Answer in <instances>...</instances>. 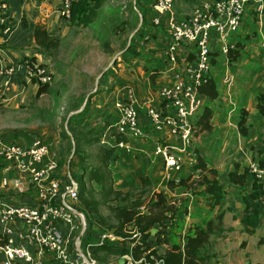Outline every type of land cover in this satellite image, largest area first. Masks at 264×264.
Masks as SVG:
<instances>
[{
    "label": "rangeland",
    "instance_id": "374dc122",
    "mask_svg": "<svg viewBox=\"0 0 264 264\" xmlns=\"http://www.w3.org/2000/svg\"><path fill=\"white\" fill-rule=\"evenodd\" d=\"M150 2L151 0H99L97 3L94 1L86 17L69 18L65 36L57 39L55 45L48 48L39 46L35 48V52L43 55V67L50 71L52 80L45 92L36 94L32 100L28 98L20 103L10 101L6 104L0 102V139L26 145L34 140L44 141L48 147L52 148V156H57L62 168H69L76 177L83 171V167L99 163V155L96 152L102 145H108L109 136L115 131L113 125L116 116L111 109L115 92L123 84H131L140 92L144 91L146 85L139 77L136 68L147 67L152 60H155L150 57V50L147 47H150L154 41V35H160V37L165 35L162 27H151L152 9L145 6ZM201 2L202 0H196L195 4H192L184 0H175L174 10L177 15L183 17ZM143 8L144 22L140 11ZM151 30H155L153 36L144 38ZM231 40H234V37H230ZM130 45L131 50H127ZM254 47H257V51L247 50V57L261 61L262 58L252 56L260 49L256 43L252 46L253 49ZM134 53H137V57ZM225 59L227 58L222 53L219 58L211 60L210 67L212 68L213 63H217L215 65L224 63ZM31 60L35 61L34 58ZM133 60L136 62H132ZM249 60L248 63H250ZM261 65L263 67V64ZM254 68L256 70L257 67ZM245 71L246 69L239 68L237 75L244 78L242 72ZM218 76L220 80L221 75ZM241 80L246 81V79ZM242 83L240 80L237 82L238 85ZM220 86L223 89V85L220 84ZM85 105L82 125H87V129L91 128L90 133L94 135L91 138L98 139L95 143H87L84 139L79 141L80 134H76L70 124L74 119L76 120L75 115ZM149 134L147 139L154 135L152 132ZM144 148L147 149L148 155H143L136 149L127 154L118 151L119 158L123 159L124 164L115 165L111 171L113 187L122 191L118 197L113 193L106 194L94 180L84 181L85 194L99 201L97 209L89 214L90 219L95 221L94 227L102 223L106 227L115 229L117 221L113 218L108 204L119 203L122 199L126 202L137 200L140 201L137 208L142 209L158 190H163L168 201L175 205L185 202L187 211L191 212L184 218L182 226L181 224L174 226L176 230L181 229L179 232L184 230L191 217L204 214L205 202L201 189L196 187L186 190L184 187H167L159 159L153 158L149 146ZM224 154H229L228 150L227 153L221 154L222 157ZM0 163L3 167L9 165L1 158ZM9 171L16 177L17 172L14 169ZM181 171L182 169L179 173ZM19 174L23 178L26 177ZM8 176L10 175L0 174V190L2 187L7 196L20 201L22 197L19 195L22 194L17 187L15 190L7 189ZM85 178L86 175L83 180ZM14 180L17 179L14 178ZM231 193L232 190L229 187L223 207L238 204V209L230 211L225 207L222 225L226 228L229 226V221L235 220L232 214L243 211L244 203L241 204L240 200ZM29 194L34 195V191H29ZM231 227L224 236L230 237L229 242L240 254L239 264H247L255 259L264 261V219L255 236L259 239H254L250 243L242 237L244 229L240 223ZM247 243L249 246L246 245ZM95 253L97 264H132L130 260L126 261L127 255L110 253L104 249H96Z\"/></svg>",
    "mask_w": 264,
    "mask_h": 264
},
{
    "label": "built area",
    "instance_id": "2783aa9c",
    "mask_svg": "<svg viewBox=\"0 0 264 264\" xmlns=\"http://www.w3.org/2000/svg\"><path fill=\"white\" fill-rule=\"evenodd\" d=\"M73 1L61 0L58 12L62 18H70ZM173 4L174 0H153L152 21L155 25L164 22L166 27L163 53L170 63V80L156 90L161 108L151 102L145 104L152 130L158 134L152 135L153 152L162 160L164 179L175 177L186 161L194 159L190 142L196 136L195 119L204 104L199 87L210 70L213 42L218 43L219 51L225 55L234 47L230 37L245 25L247 12L254 11L259 21L264 15V0H202L181 18ZM7 15V0H0V25L4 26V33L10 30ZM23 65L24 81L36 85L51 82V73L42 63L26 59ZM13 72L12 65L0 68V76L10 77ZM224 80L230 84L233 78L226 75ZM126 92V99L117 98L113 102L117 114L115 133L107 142L108 146L130 150L133 141L146 140L148 133L140 125L137 108L142 106L133 88L127 86ZM114 134L121 139L115 141ZM0 158L31 178L37 198L36 203L0 200L3 264H45L47 259H55L58 264H97L91 246L121 242L123 237L113 229L99 230L96 224L91 230L94 239L84 245L89 229L86 214L80 209L78 182L69 168L58 167L45 142L34 140L26 145L0 139ZM247 166L257 178L264 177V168L256 160ZM138 235L137 230H131V237Z\"/></svg>",
    "mask_w": 264,
    "mask_h": 264
},
{
    "label": "crops",
    "instance_id": "0c3cea01",
    "mask_svg": "<svg viewBox=\"0 0 264 264\" xmlns=\"http://www.w3.org/2000/svg\"><path fill=\"white\" fill-rule=\"evenodd\" d=\"M7 3V26H9L10 30L7 33H4L2 31L4 26L0 25V68L12 65L14 67V72L10 77L0 76V102H4L5 104L10 103V101L20 103L22 100L24 101L28 98L32 100L37 94L38 86L34 83H28L23 79V62L26 58H34L35 61L43 63V55L35 52V48L38 47L34 38L35 26L37 24H44L52 38L58 40L65 36L68 29L67 20L62 18L58 12L61 0H7ZM255 15V13L247 14L244 19V29L239 30L240 33L235 34L234 43L241 41L244 45L240 57L234 62H229L225 59L224 63L220 62L218 65H215L217 63H213V65H211L212 68L210 67L208 76L213 77L216 81L219 93L218 97L210 103L209 101L207 102V97L203 95L204 104L206 102L207 104H210L212 108V116L210 120L211 130L200 133L198 132L190 142L194 159L193 161H186V164L184 163L180 173L182 176H186L192 171L193 163L197 159L196 156L197 154H200L205 160H207V166H213L218 170V178L223 181L225 180L227 171L232 168L234 162H238L241 169L250 161L255 160L257 149L262 148L264 150V116H261L255 108L256 93L264 92V15L261 21H259ZM154 33L155 32H152L150 36H153ZM154 36L155 39H153V44L151 43V46L147 48L150 50V57L155 60H152L151 64L147 67L140 66L136 68L139 77L146 85L144 91L140 92L131 84H123L119 86V89L115 92L111 101V109L114 111L115 116H117L113 102L117 98L126 99V88L127 86H131L135 97L142 106L139 114L140 124L143 130L148 134L151 133V125L149 124V118L146 115L145 104L151 102L158 105L160 101L157 97L156 90L159 85L170 80V63L166 61L163 53V50L166 47V37L165 35L164 37H160V35ZM252 40L254 42H252ZM255 43L260 49L259 52H254L252 56L255 58L258 57V59L262 58L261 61L247 57V50L257 51V47H254V49L252 48ZM213 48H218V43L215 41L213 42ZM153 51L155 52L153 53ZM215 51H217L218 54L213 53ZM213 52L212 53L215 54L213 55L214 60L222 55L219 50L215 49ZM248 60L250 63H248ZM132 62L135 63L136 61L133 60ZM261 64H263V67H261ZM255 66L257 67L256 70L254 68ZM258 66L260 67V70ZM239 68L246 69L245 72H242L244 78H242L241 75H237ZM218 75H221V81L219 80ZM226 75L232 76V83L228 84L225 82L224 77ZM241 79H246V81ZM239 80L243 82L240 85L237 84ZM220 84L223 85V89H221ZM241 108L247 110V113L245 114L246 123L244 125L246 129L245 135L240 133L238 127ZM201 110L199 113H201ZM148 136H150V134ZM153 145L154 140L151 135L147 140H142L134 144L132 151L136 149L137 152L140 151L143 155H148V151L144 146H149L151 150L150 154L152 153L154 156L153 158H158L159 161H161L160 157L154 154ZM227 150L229 154H224L222 157L221 154L225 152L227 153ZM5 164L6 163H4V165ZM10 169H14L17 172L16 177L13 172L9 171ZM161 171L163 173L162 167ZM205 172L208 173L207 171ZM0 174L10 175L7 177V189L15 190V187H17L22 194L19 195L22 197L20 201L12 199V197L6 195L5 190L1 187V201L8 203H36V191L35 188L31 187V183H29V176L23 178L11 164L3 167L1 163ZM14 178L17 180H14ZM249 187L250 184L248 182L245 190H248ZM230 188L232 190V196L238 198L241 204H243L240 198L241 195H239L240 193L235 189L236 187L232 186ZM29 191H34V195H30ZM257 202L260 206V212L264 213V183L260 188ZM237 205H229L230 211H236L238 209ZM216 209L217 208H214L211 211V215L216 212ZM245 214L246 212L244 210H240L238 213L234 212L232 217H234L235 220L229 221V226H227V228L221 224V228L215 231L211 236L210 246L215 255L213 258L215 260L214 264L240 263L241 256L234 249L233 244L229 242L230 237L224 236L226 232L231 230L232 225L236 226L239 223L242 225L244 229V235L242 237H245L248 243L253 242L254 239H259L255 236L258 233V228L264 218L261 217L263 219H259L256 226H251L242 221L241 218H243ZM188 215L190 214L188 213ZM190 220L199 221V216L191 217ZM188 223L189 221L184 227V230L188 226ZM248 243L246 245H248ZM257 262L264 261L255 259L247 264H255ZM0 264H3L1 253Z\"/></svg>",
    "mask_w": 264,
    "mask_h": 264
},
{
    "label": "trees",
    "instance_id": "16d2710c",
    "mask_svg": "<svg viewBox=\"0 0 264 264\" xmlns=\"http://www.w3.org/2000/svg\"><path fill=\"white\" fill-rule=\"evenodd\" d=\"M94 1L96 3L99 2V0L73 1L71 5L70 19L86 17L87 11L90 10L91 4ZM184 1L192 2V4H195L196 2V0ZM152 4L153 0H151L149 5H145L146 7H150L152 9V16L150 18L151 27H162L164 34H166L164 22H161L159 25H155L152 21L155 17V11L152 8ZM140 11L144 22V8ZM249 13L254 14L255 12L251 10L247 12V14ZM177 16L179 18L182 17L179 15ZM67 22H69V19ZM243 27L241 29H244ZM152 32H155V30L148 32L145 37L148 36L147 38H149ZM238 33L240 32L237 31L235 34ZM235 34L233 37H235ZM34 38L37 45L44 48L55 45L57 40L52 38L51 34L46 30V26L42 24H37L35 26ZM231 42L234 43V40H231ZM243 46L244 45L241 41H237V43L235 42L234 47L229 49L225 54V58H227L229 62L236 61L241 55ZM130 47L131 45L127 50H131ZM215 49L219 50V47L212 48L210 60H212L213 55H215L213 53L218 54L217 51L213 52ZM134 56H137V53H134ZM165 59L168 61L166 57ZM37 86L38 95L45 92L48 84H39ZM199 92L207 97V102L209 101V103L216 99L219 93L217 83L214 78L207 75L199 87ZM255 98V108L261 116H264V92H257ZM157 106L158 108H161L162 103L159 102ZM85 108L86 105L82 110L77 112L75 115L76 120L74 119L70 124L72 130L76 134H80V138L78 139L79 141L80 139H84L87 143H95L98 139L91 138V136H94L93 133H90L92 132L91 128L87 129V125H82ZM137 109L140 114L141 107ZM246 113L247 110L245 108L240 109L238 127L242 135H245L246 133L244 126L246 123ZM211 116L212 108L210 104L205 102L201 113H198L195 119V135L198 132L200 133L211 130ZM151 132L154 133V135L152 134L153 136L158 135L152 130V127ZM120 139L121 137L119 135H115V141ZM140 141L141 140L133 141V145ZM132 149L126 150L123 148H117L116 145H102L96 152L97 155H99V163L88 164V166L83 167V171L78 175V177H76L74 172L70 170L73 177L78 182L80 209L85 212L88 221L89 231L88 235L84 238V245H86L87 241L94 239V235L91 230L94 227L95 221L90 219L89 214L97 209V204L99 203V201L95 198L85 194L86 188H84V181H86V179L89 181L94 180L100 185V189L105 191L106 194L113 193L116 197H118L122 194V191L115 189L112 185V167H115V165L119 166L120 163L124 164L123 159L119 158L120 154L118 151H122L127 154L132 152ZM49 154L50 156L53 155L51 147H49ZM196 157L197 159L193 163L192 171L188 175L182 176L179 173L180 171H178L174 174L175 177L165 179V185L169 188L184 187L186 190L195 189L196 187L201 189L205 205L203 208L204 214H198L199 211L197 212L199 215V221L190 220L184 231L179 232L181 229L176 230L174 226H179L180 224L182 226L184 218L189 213L186 209L187 205L185 202L179 205L169 202L167 195L163 190L156 191L149 198L148 202L144 204L142 209L137 208L140 201L134 200L132 202H126L121 198L122 200L119 201V203L108 204V207L113 218L117 221L116 227L113 231L116 234L121 235L123 239L120 243L111 241L91 246L96 259V249H104L110 253L127 255L128 258H126V261L130 260L132 264H214L215 260L213 258L215 255L211 250L210 239L214 232L221 228L223 214L226 207H223V204L226 202V193L228 192L229 187L232 186L236 187L235 189H237L240 194H243L240 198L242 203H244L243 210L246 214L243 218H241L242 221L251 226L257 225L259 219L263 216L260 212V206L257 199L259 197L260 188L264 183V177L259 179L248 169L247 165L240 169L238 162H234L232 168L227 171L225 180L221 181L218 178L219 172L217 169L213 166H207V160H205L200 154H197ZM54 158L57 159V156ZM255 160L261 168H264V150L262 148L256 150ZM57 163L59 168L64 169L59 164V160H57ZM160 164L163 168L162 160L160 161ZM85 175L86 178L83 180ZM29 180L31 187L34 188L35 185L33 181L31 178H29ZM79 181L83 184L81 183L80 185ZM248 182L250 187L248 190H245ZM214 208H217L216 212L211 215V211ZM226 209H230V207L227 206ZM194 213L195 212H193V214ZM98 225L99 230L106 228L110 229V227H106L102 223ZM131 230H137L139 232L137 238L131 237ZM52 263L58 264L55 259H47L45 262V264ZM255 264H264V262H257Z\"/></svg>",
    "mask_w": 264,
    "mask_h": 264
}]
</instances>
